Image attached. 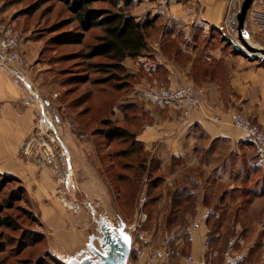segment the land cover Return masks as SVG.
Masks as SVG:
<instances>
[{"label": "crops", "instance_id": "crops-1", "mask_svg": "<svg viewBox=\"0 0 264 264\" xmlns=\"http://www.w3.org/2000/svg\"><path fill=\"white\" fill-rule=\"evenodd\" d=\"M241 1L134 0L133 14L142 21L151 19L159 32L157 36L148 35V48L139 56L123 61L133 76V85L124 92L123 100L118 97L108 117L129 130L143 146L138 151L141 156L138 168L145 176L141 187L144 190L140 188L137 194L141 204L153 197L150 192L153 194L159 189H163L157 194L158 204L162 205L169 204L173 197L171 190L179 186L196 194L195 209L188 216L201 221L199 231L191 235V253L200 260L205 259L203 245L214 219L223 220L226 215L232 220L243 217L248 224L237 226L243 227V234L253 230L256 235L264 233V146L251 140L232 121V113L242 111L254 122L264 125V61L251 60L226 49L230 45L225 37L231 29L228 20ZM260 1L254 0L246 20L251 38L260 33L253 24V13ZM0 17L7 23L17 21L1 6ZM199 31L206 33L208 39L197 34ZM214 33L222 36L220 41ZM20 36L25 65L18 67L0 58V102L4 104L0 112V173L19 177L28 191L30 177L38 173V165L24 158V154L29 155L24 144L35 133L38 110L42 109L40 91L32 79V65L40 48L27 31L21 30ZM184 84L205 88L200 106L188 121L183 119L181 102H160L149 93L151 86L175 88ZM100 133L106 150L118 143L106 138L103 131ZM64 138L72 152L77 149L74 141L79 140L82 152L78 147V153L91 160L111 190L77 133L70 129ZM122 150L123 146L116 155L127 158L120 153ZM126 167L123 165V170ZM224 181H227V191L217 194V185ZM89 183L90 187L95 186L94 181ZM245 188L249 189L245 202L242 200L233 213L223 212L224 206L229 208L226 200L232 193ZM243 203L245 208L240 209ZM146 244H138L143 256H148L152 249ZM235 249L234 264H251V247ZM173 263L181 264L176 255Z\"/></svg>", "mask_w": 264, "mask_h": 264}, {"label": "rangeland", "instance_id": "rangeland-1", "mask_svg": "<svg viewBox=\"0 0 264 264\" xmlns=\"http://www.w3.org/2000/svg\"><path fill=\"white\" fill-rule=\"evenodd\" d=\"M125 1L96 0L92 6L99 10L122 8L133 14L134 2L126 6ZM0 6L2 10L6 9L12 17L17 19L16 23H9L19 32L27 31L40 48L32 65L34 66L32 79L40 91V102L44 103L50 119L56 126H59L60 121V126L65 128L66 132L71 129L77 133L109 183L119 211L132 226L135 249L131 254V264H149L148 256L141 254L138 244L144 245L147 242L152 249H155L159 247L167 231L172 229L181 233L182 240L175 246L177 248L175 255L181 264H185L188 256L192 254L191 235L199 231V229L191 228L194 218L186 215L185 219H182V215L177 220L168 222V208H170L168 204L146 205L141 204L138 196L131 198L133 197L131 184L120 183L118 176L120 174L127 176L129 173L135 180L140 181V190L143 174L138 167L141 156L137 152L130 154L127 158H121L116 155V151L120 150L123 144L113 143L112 149L106 150L105 142L101 141L104 139L100 133L104 127L102 119L109 116L112 105L117 103L118 97L123 100L125 95V93L113 95V100L112 97H107V102L106 95L102 91L106 87L117 89L118 86L127 85L129 89L133 85V76L125 65L115 67L112 64L114 61L107 57L90 55L91 47L97 42V36L103 33L102 27L84 29L74 9L75 3L70 0H0ZM156 28L157 26L151 33L152 36L158 35L159 30L155 31ZM229 32L237 36L236 31L230 29ZM197 34L208 39L204 32L199 31ZM214 35H217L219 41L221 40L222 36L220 38L217 33ZM207 36L210 37V35ZM254 37L252 36V41L255 44L264 46L262 33ZM224 43L228 44L225 41ZM226 49L234 50L231 44ZM45 99L49 101V104ZM38 112L39 120L35 133H31V138L27 140L26 149H24L29 155L22 152L24 158L36 164H39L41 155L47 161L43 148L50 145L56 151L59 144L46 131L47 124L42 112L39 110ZM61 130L59 129L60 133ZM31 141L34 143L30 146ZM130 142L129 139L127 146H130ZM28 147H30L29 151ZM126 163H130L131 168L123 170V165ZM152 180L158 181V179ZM122 187L124 196L130 199V202L125 205L121 204L122 197L119 196ZM217 187V194L225 193L227 181L221 182ZM178 188L177 190H180L181 187ZM247 190L249 189L234 191L232 197L226 200L229 208L224 206L223 212L233 213L242 200L245 202ZM174 191L171 190L172 194ZM244 208L243 203L240 209ZM226 217L227 215L223 220L214 219L208 226L211 231H214L213 224L219 221L216 228L221 232V236L212 234L211 231L207 232L203 245L207 244L205 264H223L231 239H236L234 249L252 248L249 253L251 264H260V262L264 264V233L256 235L253 230L245 235L241 232L243 227H237L239 223L242 226L248 224V222L245 224L243 217L235 221ZM236 229L239 231L236 232ZM48 234L45 225L40 221L37 208L32 204L26 183L17 176L0 173V264H64L49 251ZM210 234L212 236H209Z\"/></svg>", "mask_w": 264, "mask_h": 264}, {"label": "water", "instance_id": "water-1", "mask_svg": "<svg viewBox=\"0 0 264 264\" xmlns=\"http://www.w3.org/2000/svg\"><path fill=\"white\" fill-rule=\"evenodd\" d=\"M253 2L241 1L228 20L237 36L228 32L225 37L236 52L251 60L264 61V46L255 44L246 28ZM40 104L46 131L59 144L56 151L50 145L43 148L47 161L40 156L38 173L30 177L28 191L40 221L49 232V251L64 264H131L135 249L132 226L119 211L111 190L91 160L78 153L79 140L74 141L77 149L72 152L64 138L66 129L60 126V121L56 126L44 103ZM90 181L95 183L93 188Z\"/></svg>", "mask_w": 264, "mask_h": 264}, {"label": "trees", "instance_id": "trees-1", "mask_svg": "<svg viewBox=\"0 0 264 264\" xmlns=\"http://www.w3.org/2000/svg\"><path fill=\"white\" fill-rule=\"evenodd\" d=\"M95 1L96 0H70V2L75 3L74 9L78 13L79 22L84 29H90L96 26L102 27L103 33L97 36V42L91 47L90 55L107 57L114 61L112 64L115 67H124L123 61L127 57H137L148 48L147 37L154 32L153 30L156 25L151 19L142 21L138 19L136 15L128 13L122 8L117 10H99L92 6ZM133 2L134 0L125 1L126 6H129ZM127 88V85L123 87L118 86L117 89L106 87L102 92L106 95V99L107 97H112L113 100V95L124 93ZM113 106L114 104L112 105V108ZM112 108L110 111H112ZM108 117L109 116L107 115L102 119V123L104 125L102 131L106 138L118 141L119 144L124 145V150L120 152L121 154L128 157L130 154L136 153L142 149L143 146L134 140V135L129 132V130L116 124ZM129 139L131 140L130 146H127V141ZM130 165V163H126L125 167L127 166L126 168H131ZM118 180L131 184L130 188L132 189L131 193L133 196L131 198H135L137 196L140 191L139 187L141 186L139 180H135V178L129 176V174H127V176L120 174L118 176ZM158 191H156L157 193L153 192V194L150 192V195L153 197L147 200L145 203L146 205L159 203L160 197L157 196V194L159 195L162 193V190L159 189ZM123 192L124 188L122 187L120 188L119 194L122 197L121 204L125 205L130 202V199L129 197L124 196ZM195 195L196 194L192 193L189 188L175 190L172 194L173 197L168 202V206H170V208H168V222H173L182 215V219H185V216L195 209ZM218 222L219 221L214 222L213 227H215V229L214 231H211L212 234L218 235L219 230L216 228ZM212 234L209 236H212ZM176 250L177 248L175 247L174 256Z\"/></svg>", "mask_w": 264, "mask_h": 264}, {"label": "built area", "instance_id": "built-area-1", "mask_svg": "<svg viewBox=\"0 0 264 264\" xmlns=\"http://www.w3.org/2000/svg\"><path fill=\"white\" fill-rule=\"evenodd\" d=\"M253 24L258 32L264 36V0L259 3L258 9L253 13ZM21 36L20 32L10 23L0 18V58L3 61L14 62L18 67L25 65V59L20 52ZM151 96L160 102H181L182 116L184 121H188L192 113L197 109L205 94V88L195 84H184L179 87L171 88L165 86H154L150 89ZM4 104L0 102V112ZM216 119H219L216 117ZM234 126L243 130L246 135L260 146H264V125L254 122L249 116L242 111L232 113ZM142 200H145L143 198ZM192 221V229H200L201 221ZM182 240L181 233L176 229L167 231L160 242L159 247L152 249L148 255L149 264H173L175 246ZM236 239L229 241V248L225 252L223 264H234V245ZM207 248V244L204 246ZM205 259H198L194 255L188 256L185 264H195L201 262L205 264Z\"/></svg>", "mask_w": 264, "mask_h": 264}, {"label": "snow or ice", "instance_id": "snow-or-ice-1", "mask_svg": "<svg viewBox=\"0 0 264 264\" xmlns=\"http://www.w3.org/2000/svg\"><path fill=\"white\" fill-rule=\"evenodd\" d=\"M127 238V237H126Z\"/></svg>", "mask_w": 264, "mask_h": 264}]
</instances>
